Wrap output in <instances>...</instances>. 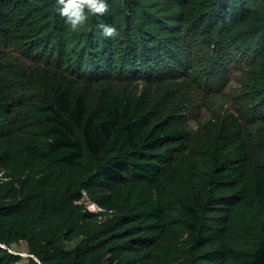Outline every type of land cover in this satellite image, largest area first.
I'll use <instances>...</instances> for the list:
<instances>
[{
	"label": "trees",
	"instance_id": "trees-1",
	"mask_svg": "<svg viewBox=\"0 0 264 264\" xmlns=\"http://www.w3.org/2000/svg\"><path fill=\"white\" fill-rule=\"evenodd\" d=\"M107 2L72 31L55 0H0V264H264V151L232 113L188 131L172 109L202 49L208 85L245 57L264 103V0Z\"/></svg>",
	"mask_w": 264,
	"mask_h": 264
},
{
	"label": "rangeland",
	"instance_id": "rangeland-1",
	"mask_svg": "<svg viewBox=\"0 0 264 264\" xmlns=\"http://www.w3.org/2000/svg\"><path fill=\"white\" fill-rule=\"evenodd\" d=\"M204 50L202 49L200 51L202 54L200 57H194L189 67L182 66L181 68H177L175 66L174 74L177 75L173 77V80L177 82H174L176 83L174 89L177 92L178 98L183 95L182 97L186 99L184 100V106H179L178 104L172 106L175 120L185 122L186 129L192 131L199 129V124L211 119L215 123H219L226 115L232 113L241 120L249 143L251 145H258L264 151V142L250 128L254 123L264 122V103L256 104L251 93L247 89L246 91L243 90L239 69L245 57H239L237 55L234 57H225L224 63H226L227 71H221V67L219 66L221 65L220 62L216 64L215 68L218 67L220 69V74H224V79L218 77L210 86L205 82L209 73L207 63L208 60L213 61L214 57H203L205 55L203 54ZM177 58L180 61H184L185 59V57ZM25 61L31 63V59L28 57H25ZM154 73L156 75L158 72L155 71ZM151 77H153V74H151ZM113 78V75L111 77L108 76L106 80L110 81ZM152 82H150L151 89L149 92L150 104L158 102L161 99V90L159 88L161 83ZM91 83L94 84L95 82L91 81ZM140 88H138L137 93H139ZM28 92L37 95L36 90H29ZM77 241L67 242L65 244L66 248H72ZM11 250L25 257L27 253L26 243L22 241L13 244ZM24 262L25 259L18 264H23Z\"/></svg>",
	"mask_w": 264,
	"mask_h": 264
},
{
	"label": "clouds",
	"instance_id": "clouds-1",
	"mask_svg": "<svg viewBox=\"0 0 264 264\" xmlns=\"http://www.w3.org/2000/svg\"><path fill=\"white\" fill-rule=\"evenodd\" d=\"M55 4L64 25L72 31L85 25L89 16L102 17L108 12L107 0H55ZM97 30L98 35L104 38L115 39L120 35L115 25L106 23L98 24Z\"/></svg>",
	"mask_w": 264,
	"mask_h": 264
},
{
	"label": "built area",
	"instance_id": "built-area-1",
	"mask_svg": "<svg viewBox=\"0 0 264 264\" xmlns=\"http://www.w3.org/2000/svg\"><path fill=\"white\" fill-rule=\"evenodd\" d=\"M84 204L89 211L95 212L101 210V208H99L95 203L88 200L86 195H84Z\"/></svg>",
	"mask_w": 264,
	"mask_h": 264
},
{
	"label": "water",
	"instance_id": "water-1",
	"mask_svg": "<svg viewBox=\"0 0 264 264\" xmlns=\"http://www.w3.org/2000/svg\"><path fill=\"white\" fill-rule=\"evenodd\" d=\"M20 254V253H19ZM20 255H22V254H20ZM27 255V254H26Z\"/></svg>",
	"mask_w": 264,
	"mask_h": 264
}]
</instances>
